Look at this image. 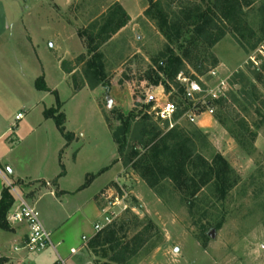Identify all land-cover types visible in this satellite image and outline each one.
Listing matches in <instances>:
<instances>
[{"label":"rangeland","instance_id":"374dc122","mask_svg":"<svg viewBox=\"0 0 264 264\" xmlns=\"http://www.w3.org/2000/svg\"><path fill=\"white\" fill-rule=\"evenodd\" d=\"M55 1L56 4L54 0H45L39 5H30V8L33 16L47 17L46 36L54 28L57 29L52 16H61V51L65 48L72 50V56L63 60L65 68L72 70L67 75L70 85L61 78H56V83L50 82L56 85L59 92V111L64 115L65 131L72 135L68 143L65 140L67 146L60 157L68 172L65 186L73 187L84 171L88 172L82 178L86 182L92 174L104 171L115 161L120 162L114 168V178L98 194L102 214L112 210L110 203L118 198L120 205L113 209L116 219L104 225L99 233H94L95 223H90L88 216L81 223L82 210L73 214L61 230L67 234L65 243H72L77 251L70 260L64 257L65 264H264V38L261 32L264 0H241L246 6L240 21L237 23L233 19L231 24L226 21V34L204 57L202 67L196 70L194 63L186 64L178 74L197 81L201 86L205 82L210 85L217 80L224 82V96L210 104L213 112L209 115L216 122L217 131L205 134L199 129L206 140L194 138L195 153L208 161L215 153L221 154L239 177L238 183L221 202L215 201L207 188L190 201L187 194L192 189L178 188L169 179L151 188L140 177L135 165H124L129 145L135 141L137 128L134 123L131 124L122 156L117 154L119 159L113 160L117 144L112 125L120 124L116 113L119 110L110 102L108 112L106 104L109 99H102L98 104L91 95L92 88L87 83L85 87L83 83L87 56L80 50L83 47L86 51V48L76 31L78 28L86 29L96 21L101 22L102 16H108L118 4L133 20L113 39L104 43L100 51L109 82L115 79L119 85L126 83L125 87L122 85L124 90L120 91L122 103L133 105L136 121L148 114L151 122H157L159 130L165 132L168 127L165 128L157 118L158 109H153V102L147 100L148 91L158 86L154 82L162 81L167 83L168 89L161 85L162 98L158 102L175 104L174 126L182 128L186 134L198 128L184 114L190 104L178 89L185 84L178 80V75L173 82L167 81L153 65L157 53L165 48L166 40L154 21L145 15L152 2H159L169 16H175L179 7L188 0ZM13 8L14 12L9 11L8 16H25L27 13V4L23 0H16ZM218 16L223 15L218 12ZM50 43H45L47 50ZM82 59V62L79 61ZM44 66L48 76L52 71L47 60ZM212 69L217 75L211 79L208 72ZM127 91L132 93L133 101ZM51 100L56 106L55 95ZM195 100L197 95L190 101ZM205 109V106L200 108ZM227 129L239 133L240 138L245 140L244 148H251L249 153L231 138ZM249 134H254V137L251 139ZM39 135L35 132L23 143L44 142V137ZM77 149H81V153L75 161L73 156ZM58 168L61 170L60 166ZM54 200L47 193L35 205L40 219H47L49 213H56L58 217L64 215L61 204L57 203L59 199ZM123 204L127 206L125 210ZM220 222L219 226H214ZM200 224L207 227L206 235L200 234ZM87 230H90L91 236L87 235ZM82 235L89 238L83 241ZM111 237L115 240L111 241ZM102 238L105 241L98 244ZM82 242L85 244L80 246ZM45 252L52 251L46 247L28 254Z\"/></svg>","mask_w":264,"mask_h":264},{"label":"crops","instance_id":"0c3cea01","mask_svg":"<svg viewBox=\"0 0 264 264\" xmlns=\"http://www.w3.org/2000/svg\"><path fill=\"white\" fill-rule=\"evenodd\" d=\"M15 1L0 0V193L4 186L9 185L34 207L48 193L55 200L59 199L57 203L61 204L64 215L58 217L56 213H49L47 219L45 217L43 220L40 219L44 228L51 233L53 246L49 247L52 254L45 252L29 255L22 248L26 240L24 225H12L8 226L6 230L0 229V264H59V257L70 260L73 254H69V250L74 248L72 243L69 245L65 243L67 234L61 230L62 226L70 217H73V214L81 210L84 212V215L80 217L82 224L87 216L91 221L93 220L90 221L92 224L101 220L102 211L99 206L98 194L114 178V168L120 165V162L115 161L104 171L92 174L93 177L88 179L86 185L82 178L86 177L88 172L84 171L73 187L65 186L68 172L61 164L60 157L63 148L67 145L54 121L44 116V111L55 107L51 98L56 95L58 99L59 96L56 85H51L50 82L56 83L55 79L61 78L65 82L68 81V85L71 83L67 80L69 79L67 75L72 70H69L68 73L63 72L62 62L72 56V50L65 48L64 51H61L60 43L63 31L61 16H52L51 19H53L54 26L57 25V29L54 28L46 36L47 17L31 14L30 5H39L45 0H23V3L27 4L26 15L8 16L9 11L14 12ZM54 2L56 4L55 0ZM128 17V22H132L133 17ZM127 24L112 35L108 41L125 29ZM48 41L51 43L50 49L47 50L45 43ZM80 51L86 52L83 47ZM45 60H47L48 68L52 71L50 74L48 73V76L44 66ZM49 76H51L50 79ZM40 77L48 91L35 87V80ZM83 83L86 87L84 80ZM122 85L125 87L126 83L119 85L114 79L110 80L108 93L100 85L90 89V92L98 104L102 99H109L106 104L108 112L111 102L121 113L127 114L132 110L133 105L126 106L122 103L121 97L119 98L120 91L124 90ZM160 88L161 85H158L148 91L147 100L153 102L151 107L153 109L155 107V110L165 104V102L162 104L158 102L162 98ZM127 94L133 101L132 93L128 92ZM101 108L104 109L102 106ZM19 113L22 114V118L17 120L15 116ZM195 124L205 134L214 133L218 129L213 118L204 111L196 117ZM117 126L118 124L114 123L112 128L116 129ZM35 132L44 137V142L24 144V139ZM80 150L77 149L73 156L75 161L78 160ZM116 159H119L117 152L113 160ZM61 165L64 172L59 175L61 170L58 166L61 167ZM15 203L14 197L10 208ZM90 233L89 230L87 235L91 236ZM82 236L81 240H83ZM84 244L85 242H82L80 246Z\"/></svg>","mask_w":264,"mask_h":264},{"label":"trees","instance_id":"16d2710c","mask_svg":"<svg viewBox=\"0 0 264 264\" xmlns=\"http://www.w3.org/2000/svg\"><path fill=\"white\" fill-rule=\"evenodd\" d=\"M245 6L246 4L243 5L241 0H188L179 7L177 15L169 16L159 2H152L151 6L145 10V15L154 21L157 30L166 40L165 48L157 53L153 65H156L159 73L167 81L172 82L186 64L194 63V68L199 70L203 65L204 57L226 34V21L231 24L234 19L238 23ZM218 12H221L223 16H218ZM128 21V15L120 5L116 4L115 9L108 16H102L101 22L96 21L86 29H77L76 33L83 39L86 48L87 58L84 61L83 77L89 87L95 88L100 85L108 93L110 82L105 72L104 56L100 47ZM261 28L264 38V19ZM62 69L67 73L70 72L65 68L64 62H62ZM156 77L158 79V76ZM154 85H162L168 89L167 83L162 81H155ZM35 87L48 91L41 77L35 80ZM178 92L186 102L192 104L183 86H179ZM55 98L57 105L46 109L44 116L54 121L68 143L72 135L65 131L64 115L59 111L56 95ZM116 113L120 124L114 130L113 136L117 144L118 157L122 156L124 147H127V135L131 132V124L134 123L137 128L135 141L129 145V153L127 157H124L123 164L135 165L140 177L149 187L154 188L163 180L169 179L175 182L178 188L192 189L187 194V199L190 201L195 199L196 194L202 189L207 188L212 192L215 201L221 202L238 183L239 177L221 154L215 153L208 161L199 153H195L194 138L206 140L199 128L196 127L195 130L186 134L177 126L168 129L167 122L160 120L167 128L165 132H162L157 122L156 124L151 122L148 114H144L140 120L136 121L137 114L133 110L127 114L120 111ZM227 132L249 153L248 149L251 148H244L245 140L240 138L238 132L231 129H227ZM249 135L251 139L254 137V134ZM63 172L61 165L59 175ZM86 183L88 181L85 185ZM13 198L10 188L4 186L0 193V229L2 230L8 229L6 214L13 203ZM220 224L221 222L214 226L217 227ZM199 230L201 235H206L205 224H200ZM110 240L115 239L111 237ZM104 241L105 239L102 238L97 243L102 244Z\"/></svg>","mask_w":264,"mask_h":264},{"label":"built area","instance_id":"2783aa9c","mask_svg":"<svg viewBox=\"0 0 264 264\" xmlns=\"http://www.w3.org/2000/svg\"><path fill=\"white\" fill-rule=\"evenodd\" d=\"M216 75V70L214 69L208 72V76L211 79L215 78ZM178 80L182 84H185L184 87L186 88L190 100L193 99L194 95H197V100L192 102L189 109L184 112L187 119L192 123H195L196 117L203 112V110H200L203 106L206 108L204 112L212 114L213 108L210 107L211 102L218 100L225 94L224 82L222 80H217V82H214L211 85L208 83L206 84L205 82L203 86H201L197 81L187 79L181 75H178ZM205 98H207V100H205ZM175 111V104L166 102L162 107L158 108L156 116L161 121L167 122V127L170 129L175 125L173 123V115ZM21 118V113L15 116V119L17 120ZM7 186L9 187V185ZM10 190L15 197L16 203L8 210L6 214V222L9 226L24 225L26 227V240L22 248L26 252H39L46 247L53 246L51 242V233L42 225L36 208L29 204L22 196L17 194L13 188H10ZM118 205H120L118 198H115L109 206L112 210L103 212L102 222H97L93 225L94 233H99L103 229L104 225H107L116 219L117 214L113 209ZM126 208L127 206L123 204V210ZM82 239L85 241L87 238L82 236ZM76 251V248H70L69 254H75ZM58 262L59 264H65V259L59 257Z\"/></svg>","mask_w":264,"mask_h":264},{"label":"water","instance_id":"95a60500","mask_svg":"<svg viewBox=\"0 0 264 264\" xmlns=\"http://www.w3.org/2000/svg\"><path fill=\"white\" fill-rule=\"evenodd\" d=\"M209 236L211 237V233L209 234Z\"/></svg>","mask_w":264,"mask_h":264}]
</instances>
